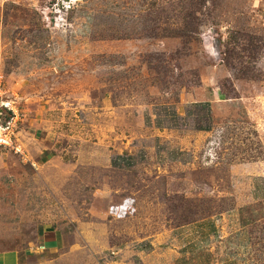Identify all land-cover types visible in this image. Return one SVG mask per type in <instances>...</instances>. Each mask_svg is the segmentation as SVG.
Returning a JSON list of instances; mask_svg holds the SVG:
<instances>
[{"label": "rangeland", "instance_id": "rangeland-1", "mask_svg": "<svg viewBox=\"0 0 264 264\" xmlns=\"http://www.w3.org/2000/svg\"><path fill=\"white\" fill-rule=\"evenodd\" d=\"M0 99L22 149L0 148L1 252L117 264L240 208L232 263L264 264V0H0Z\"/></svg>", "mask_w": 264, "mask_h": 264}, {"label": "crops", "instance_id": "crops-1", "mask_svg": "<svg viewBox=\"0 0 264 264\" xmlns=\"http://www.w3.org/2000/svg\"><path fill=\"white\" fill-rule=\"evenodd\" d=\"M220 94L221 92L215 89L214 99H212H220ZM33 97V95H29L28 99L31 101ZM31 107L36 108L37 104L35 103L34 106L29 104L28 106L30 112L32 111L33 113L34 109ZM39 114L41 116V113ZM41 119L42 117L32 118V121H30L31 127H39L40 124L43 126L44 123L39 121ZM36 137L38 138V136ZM41 137L42 135H39V138ZM260 190L263 189L261 187L257 188L254 196L250 195V200L254 199V197L261 199ZM242 203L243 201L238 202L239 205H242ZM232 211V213L224 215L223 219H221L222 215H213L173 229L168 235L166 247H158L159 243H156L155 240L150 241L151 245L148 250L140 245H134L129 251L127 249L128 246L120 247L119 249H123L125 253L122 258L123 261H118L117 264H239L238 262L232 263L230 254L241 252L245 245H249L247 247L250 248V253H252V246H250L251 242H249L248 237L250 226L248 221L245 220L246 216L243 209L236 208ZM233 216L238 218L239 221L234 222L231 218ZM64 235L60 227L53 229L47 226L42 230L44 246L48 250L47 253L57 254L63 250L65 245ZM90 248V246H85V250H91ZM107 251H110V249ZM21 252L20 250L0 251V264H22ZM27 254V251H23V256L27 257ZM133 254L134 257H127L124 260L126 255L131 256ZM9 256L12 257V261ZM107 262L111 261L108 260ZM244 263L250 264V261ZM43 264L46 263L44 262Z\"/></svg>", "mask_w": 264, "mask_h": 264}, {"label": "built area", "instance_id": "built-area-1", "mask_svg": "<svg viewBox=\"0 0 264 264\" xmlns=\"http://www.w3.org/2000/svg\"><path fill=\"white\" fill-rule=\"evenodd\" d=\"M18 120H20L18 114L10 107L9 101L0 99V148L22 152L21 147L15 143L17 139L15 127Z\"/></svg>", "mask_w": 264, "mask_h": 264}, {"label": "trees", "instance_id": "trees-1", "mask_svg": "<svg viewBox=\"0 0 264 264\" xmlns=\"http://www.w3.org/2000/svg\"><path fill=\"white\" fill-rule=\"evenodd\" d=\"M202 105H204V104H202ZM199 106H201V105H199ZM204 106H205V105H204ZM199 129H206V130H208L209 127H199Z\"/></svg>", "mask_w": 264, "mask_h": 264}]
</instances>
